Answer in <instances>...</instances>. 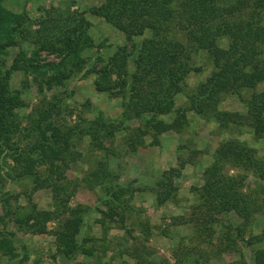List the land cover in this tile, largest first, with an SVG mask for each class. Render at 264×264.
Segmentation results:
<instances>
[{"label": "rangeland", "instance_id": "rangeland-1", "mask_svg": "<svg viewBox=\"0 0 264 264\" xmlns=\"http://www.w3.org/2000/svg\"><path fill=\"white\" fill-rule=\"evenodd\" d=\"M102 1H0L6 8L25 11L28 16L25 31L17 32L14 42L3 43L0 58L5 60L4 67L11 64L20 50L28 55L30 48L38 45L37 40L59 21L60 14L77 17L82 13L91 22L87 32L92 45L81 51L83 66L73 67L70 76L61 83H47L37 72L24 69V65L12 71L10 87L20 90L24 102L16 108L19 126L11 133L12 145L25 146L31 142L28 117L38 110L46 109L62 128L82 127L99 113L117 124L102 149L90 143L89 135L75 134L70 146L72 153L66 156L69 191L77 181L66 204L84 206L76 238L88 252L80 249L66 256L57 249L54 230L63 214L57 218L60 210L56 212L52 189L36 187L30 177H18L10 156L12 151L5 148L0 153V238L10 241L12 248L0 250V264H242V260L253 264L256 249H264V239L251 244L245 241L264 229V180L251 169L230 163L222 166L223 173L236 178L235 186L260 206L245 225L232 210L217 213L206 209L200 195L204 169L224 139L245 142L254 148L257 157L264 159V135L256 137L246 123L245 100L249 91L242 90L243 97L226 91L218 98L217 108L239 113L237 121L226 127L190 109L189 96L212 69L209 57L201 51L193 56L195 66L200 69L190 71L181 90L174 95L173 107L186 108L183 127L167 129L157 139L152 132L143 133L142 122L123 112L127 86L119 92H115L116 88L113 92L99 90L94 82L98 73L87 69L98 68L118 46L125 44L130 52L127 70L133 71L141 40L149 31L128 38L124 31L90 12L89 7ZM38 57L57 61L60 54L41 49ZM257 88H264V80L257 82ZM173 116L174 112L160 114L166 121ZM99 160L106 162L113 175L90 186L86 179L88 172ZM109 185L115 190L123 188L118 198L112 197L111 190L107 191ZM164 190H170V195L160 203L157 193ZM33 204L41 209L55 208L56 213L46 221L45 232H34L17 221ZM237 224L244 227V239L237 235ZM226 228L232 232H224ZM226 235L235 240L230 246H225L222 240Z\"/></svg>", "mask_w": 264, "mask_h": 264}, {"label": "trees", "instance_id": "trees-1", "mask_svg": "<svg viewBox=\"0 0 264 264\" xmlns=\"http://www.w3.org/2000/svg\"><path fill=\"white\" fill-rule=\"evenodd\" d=\"M89 10L124 31L128 38L149 31L141 40L133 71L127 70L130 52L125 44L118 46L98 68L87 69L98 73L94 82L99 90L113 92L116 88L115 92H119L127 86L123 112L142 122L143 133L152 132L157 139L167 129L183 127L187 120L186 108L173 107L174 95L181 90L188 73L200 69L195 66L193 56L204 51L212 62V69L189 96V108L226 127L237 121L239 113L217 108L218 98L226 91L243 97L242 90H248L246 123L253 135H264V88H257V82L264 80V0H103ZM79 14L77 17L60 14L59 21L49 27V33L37 40L38 45L30 48L28 55L20 50L9 66L4 67L5 60L0 58V153L5 148L12 151L10 156L15 161L18 177H30L36 187L52 189L56 212L60 210L57 218L63 214L54 230L56 246L66 256L80 249L89 251L76 238L84 206L66 204L77 186L76 181L68 190L66 156L72 153V137L85 133L94 147L102 149L117 124L99 113L82 127L62 128L46 109L38 110L28 117L31 142L13 146L11 133L19 126L16 108L24 102L20 90L10 87L9 79L13 70L24 65V69L37 72L47 83L59 84L70 76L73 67L81 68L84 62L81 51L92 45V38L87 32L90 20ZM27 19L25 11H14L0 3V52L4 51L3 43L14 42L15 34L25 31ZM41 49L56 51L60 57L57 61L42 60L38 57ZM170 112H174L170 121L160 117ZM224 163L251 169L264 180V159L257 157L254 148L245 142L227 138L214 149L213 160L204 169L202 205L217 213L232 210L245 225L260 206L235 186V177L222 172ZM112 175L106 162L99 160L86 179L94 186ZM106 189L116 198L123 190L111 189L110 185ZM168 195L170 190L157 193L158 202H163ZM54 209H41L33 204L17 221L34 232H45L46 221L56 213ZM226 229L224 232H232L231 228ZM235 230L242 236L244 227L237 224ZM263 239L264 229L249 235L245 242L251 244ZM222 240L225 246L235 241L230 235ZM3 249L12 248L10 241L0 238V250ZM242 264H245L243 260ZM253 264H264V249H256Z\"/></svg>", "mask_w": 264, "mask_h": 264}]
</instances>
